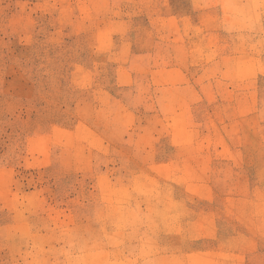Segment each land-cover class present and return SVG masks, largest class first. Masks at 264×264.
Returning a JSON list of instances; mask_svg holds the SVG:
<instances>
[{"label": "rangeland", "instance_id": "rangeland-1", "mask_svg": "<svg viewBox=\"0 0 264 264\" xmlns=\"http://www.w3.org/2000/svg\"><path fill=\"white\" fill-rule=\"evenodd\" d=\"M0 264H264V0H0Z\"/></svg>", "mask_w": 264, "mask_h": 264}]
</instances>
